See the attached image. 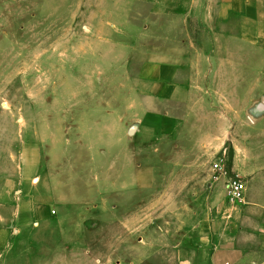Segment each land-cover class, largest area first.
Returning <instances> with one entry per match:
<instances>
[{"label": "crops", "instance_id": "crops-1", "mask_svg": "<svg viewBox=\"0 0 264 264\" xmlns=\"http://www.w3.org/2000/svg\"><path fill=\"white\" fill-rule=\"evenodd\" d=\"M191 1L66 0L64 8V0H45L41 30L61 32L65 15L72 16L75 30L80 13L87 16L82 27L93 85L99 86L93 92L108 112L109 97H117L119 123L108 130L116 133L119 125L123 135L115 217L129 233L119 240L146 221L143 192H187L170 207L190 209L189 187L197 184L202 162V182L209 179L193 235L203 262L264 264V221L257 219L264 216V11L261 19L255 15V0H202L200 25L192 33ZM60 127L63 147L74 144L76 150L69 168L57 148L47 154L42 139L23 135L19 171L0 189V264H99L94 225L111 221L106 191L100 188L104 202L96 200L93 185L77 184L73 174L104 176L109 148L104 136L89 138L85 123ZM48 132L54 139L55 132ZM226 148L230 172L247 186L238 205L227 203L225 182L215 181L211 168L203 176L207 163ZM91 150L102 153L101 172L93 167ZM187 213L182 212L185 222L191 220ZM105 235L100 240L109 246ZM178 264L193 262L183 258Z\"/></svg>", "mask_w": 264, "mask_h": 264}, {"label": "rangeland", "instance_id": "rangeland-1", "mask_svg": "<svg viewBox=\"0 0 264 264\" xmlns=\"http://www.w3.org/2000/svg\"><path fill=\"white\" fill-rule=\"evenodd\" d=\"M191 2L194 4L193 12L187 25L193 33L200 25L202 0ZM254 2L255 15L261 19L264 0ZM44 3L45 0H0V189L7 177L15 176L19 171L24 133L42 139L47 154L57 148L59 156L64 157L65 166L69 168L76 163V150L74 144L63 147L60 123H85L88 125L86 131L89 138L96 140L104 136L109 148L107 153H110L103 170L105 175L102 174L99 179L93 171L81 177L73 174L77 184L88 180L93 185L92 197L96 196V200L105 188L104 200L110 206L111 221L94 225L95 235L99 238L94 242V252L98 255L96 263L118 264L120 261L122 264H178L181 259L189 258L193 264H206L202 260V246L193 235L199 217H202V190L206 188L209 179L202 182V162L197 169V184L193 182L189 187L194 189L191 192L192 200L188 199L192 206L190 209L170 207L175 203L174 197L183 201L187 192L172 193L161 189L158 192H143L142 212L146 221L140 230L127 238L122 237L125 240H119V235H126L129 230H124L115 217L121 198L117 187H121L123 182L119 171L120 148L124 142L121 140L123 135L118 129L119 125L115 126L116 133L110 132L108 125L119 123L117 97H109L112 107L108 112L104 106L98 105L101 96L97 97L96 91L93 92L96 85H93V66H90L93 63L92 56L85 44L87 30L82 27L87 19L84 11L75 20L79 25L75 30H71L70 26L72 16L65 15L61 32L44 31L41 28L45 20L40 15ZM65 4L66 0L63 2L64 8L67 7ZM68 7L71 8L70 3ZM21 24L23 29L17 27ZM74 34L76 38L73 39ZM77 35L80 42L78 46L76 42L73 44ZM86 100V103L78 107L74 105ZM48 131L55 132V146L53 135ZM149 149L152 151L153 146ZM95 151L90 152L95 157L93 167L101 172L99 166L102 153ZM51 157L54 158V154ZM47 158L45 154L44 162ZM212 162L207 163L203 176L209 173ZM68 176L64 174L65 178ZM163 189H166V185ZM224 192L227 203H241H230L226 187ZM157 202L161 206L153 207L152 204ZM184 210L188 212L186 218L191 220L185 222L182 216ZM257 219L264 221V216H258ZM104 233L105 238L109 239V246L106 241L102 243L103 240H100Z\"/></svg>", "mask_w": 264, "mask_h": 264}, {"label": "built area", "instance_id": "built-area-1", "mask_svg": "<svg viewBox=\"0 0 264 264\" xmlns=\"http://www.w3.org/2000/svg\"><path fill=\"white\" fill-rule=\"evenodd\" d=\"M212 178L225 182L227 197L230 203L245 201L246 182L237 174L230 172L227 159V149L222 155L215 157L211 164Z\"/></svg>", "mask_w": 264, "mask_h": 264}, {"label": "trees", "instance_id": "trees-1", "mask_svg": "<svg viewBox=\"0 0 264 264\" xmlns=\"http://www.w3.org/2000/svg\"><path fill=\"white\" fill-rule=\"evenodd\" d=\"M232 153H233V152H232V150L230 149V154L232 155Z\"/></svg>", "mask_w": 264, "mask_h": 264}]
</instances>
